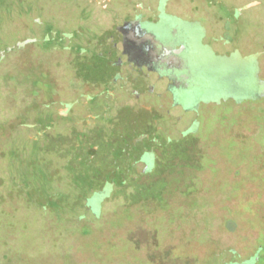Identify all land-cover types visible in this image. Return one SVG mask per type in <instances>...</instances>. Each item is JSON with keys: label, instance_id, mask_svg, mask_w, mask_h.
<instances>
[{"label": "flooded vegetation", "instance_id": "obj_1", "mask_svg": "<svg viewBox=\"0 0 264 264\" xmlns=\"http://www.w3.org/2000/svg\"><path fill=\"white\" fill-rule=\"evenodd\" d=\"M18 2L29 7L17 13L26 14L19 23L22 34L2 49L0 62L12 52L50 58L46 86L30 91L50 115L38 137L68 142L85 165L99 155L112 163L100 170L103 187L87 201H105L113 188L172 175L161 169L175 163L181 153L175 146L197 135L203 111L229 107L237 117L228 135L236 148L230 173L234 201H253L249 209L264 222V142L254 141L264 132V42L236 37L238 18L226 15L240 17L254 0L229 8L223 0ZM220 6L219 14L213 11ZM88 21L97 29H87ZM253 114L263 116L257 122L250 119ZM59 123H64L61 132ZM214 159L211 168L220 173L223 159ZM190 169L193 178L202 176L199 196L208 181L212 190L223 187L210 168ZM213 200L223 201L220 194ZM94 202L89 203L93 212ZM258 237L255 231L253 242ZM261 240L247 260L230 249L238 259L233 264H257L264 236Z\"/></svg>", "mask_w": 264, "mask_h": 264}, {"label": "rangeland", "instance_id": "obj_2", "mask_svg": "<svg viewBox=\"0 0 264 264\" xmlns=\"http://www.w3.org/2000/svg\"><path fill=\"white\" fill-rule=\"evenodd\" d=\"M18 1L0 0V54L22 34L19 23L26 14L17 13L29 7ZM251 1L223 0V5ZM254 2L240 17L232 11L226 15L238 18L236 37L260 45L264 0ZM215 10L219 14L224 8ZM84 26L97 29L93 21ZM24 54L8 53L0 62V264H233L238 259L230 249L247 260L263 244L264 222L249 209L253 201H234L230 173L236 148L228 136L237 118L234 109L207 107L197 135L174 147L181 152L174 164L163 165L161 171L171 169L172 175L113 188L93 212L87 199L103 187L100 170L112 163L99 155L85 165L68 142L38 137L50 115L30 91L46 86L52 63L46 56ZM260 114L250 119L257 121ZM63 127L59 123L57 131ZM254 139L262 144L264 132ZM215 156L223 159L220 173L212 170ZM192 166L220 175L219 192L208 181L199 196L203 179L192 177ZM219 194L223 201H214ZM255 231L259 240L253 242ZM257 264H264V247Z\"/></svg>", "mask_w": 264, "mask_h": 264}, {"label": "water", "instance_id": "obj_3", "mask_svg": "<svg viewBox=\"0 0 264 264\" xmlns=\"http://www.w3.org/2000/svg\"><path fill=\"white\" fill-rule=\"evenodd\" d=\"M255 4V3H254ZM251 5H253V4H251ZM251 5H249V6H251ZM91 199V198H90ZM89 200V199H88ZM94 201H87V203L89 204V203H93ZM97 202V201H96ZM96 202H94V204H96L97 205V203Z\"/></svg>", "mask_w": 264, "mask_h": 264}]
</instances>
